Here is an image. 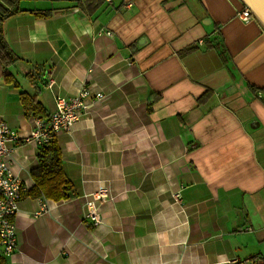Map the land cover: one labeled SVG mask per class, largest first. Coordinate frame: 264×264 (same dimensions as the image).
I'll use <instances>...</instances> for the list:
<instances>
[{"label": "crops", "instance_id": "crops-1", "mask_svg": "<svg viewBox=\"0 0 264 264\" xmlns=\"http://www.w3.org/2000/svg\"><path fill=\"white\" fill-rule=\"evenodd\" d=\"M19 6L23 12L4 23L19 87L4 81L0 66V121L21 136L34 129L21 92L47 115L56 96L81 88L91 106L69 132L56 134L75 195H21L16 249L0 253L3 264H264V27L253 16L238 18L244 5ZM37 10L52 14L36 18ZM30 71L38 75L35 89ZM97 92L103 97L94 98ZM9 145L26 193L39 145ZM100 188L101 223L92 227L86 201Z\"/></svg>", "mask_w": 264, "mask_h": 264}, {"label": "built area", "instance_id": "built-area-1", "mask_svg": "<svg viewBox=\"0 0 264 264\" xmlns=\"http://www.w3.org/2000/svg\"><path fill=\"white\" fill-rule=\"evenodd\" d=\"M238 18L248 21L252 15L244 7L239 13ZM108 36L111 33L106 32ZM53 85L52 79L48 86ZM90 92L86 88H81L76 95L71 97L56 96L54 101V110L47 118L34 117L32 123L34 129L27 136H21L11 129L4 121H0V253L12 254L17 245V234L15 218L19 210V201L21 193L24 191L21 180L13 173L9 158L12 147L9 144L28 143L35 141L41 145L49 140L50 133L69 132L73 125L87 113L91 106L86 101ZM99 92L94 94V98H102ZM173 198L178 202L181 198L180 193L176 192ZM86 201V218L91 222L92 227H97L101 223L99 215V204L102 203L106 195L104 189L100 188L92 193Z\"/></svg>", "mask_w": 264, "mask_h": 264}, {"label": "trees", "instance_id": "trees-1", "mask_svg": "<svg viewBox=\"0 0 264 264\" xmlns=\"http://www.w3.org/2000/svg\"><path fill=\"white\" fill-rule=\"evenodd\" d=\"M20 1L0 0V66L4 81L13 87H19L14 74L11 72V67L18 61V58L5 39L4 23L11 17L23 12L19 6ZM32 13L36 18H48L51 16L52 10H37ZM194 49V47H189L182 53L188 54ZM25 77L35 89L38 81L37 73L34 74L30 71L25 74ZM20 103L26 117L47 118L48 115L45 108L36 100L34 95L21 92ZM30 177L33 186L26 193L22 192V196L25 195L33 199L44 198L52 201H61L75 195L74 187L63 170L62 154L55 133H50L49 140L39 145L37 165L30 171ZM0 264H3L1 259Z\"/></svg>", "mask_w": 264, "mask_h": 264}, {"label": "water", "instance_id": "water-1", "mask_svg": "<svg viewBox=\"0 0 264 264\" xmlns=\"http://www.w3.org/2000/svg\"><path fill=\"white\" fill-rule=\"evenodd\" d=\"M251 15L264 27V0H239Z\"/></svg>", "mask_w": 264, "mask_h": 264}]
</instances>
